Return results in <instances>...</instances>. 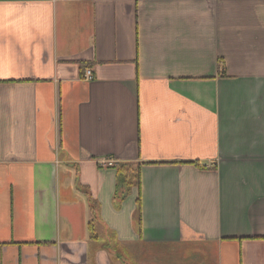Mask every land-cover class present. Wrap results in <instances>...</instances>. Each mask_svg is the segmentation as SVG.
<instances>
[{"label": "crops", "instance_id": "crops-1", "mask_svg": "<svg viewBox=\"0 0 264 264\" xmlns=\"http://www.w3.org/2000/svg\"><path fill=\"white\" fill-rule=\"evenodd\" d=\"M196 251L264 264V0H0V264Z\"/></svg>", "mask_w": 264, "mask_h": 264}, {"label": "trees", "instance_id": "trees-1", "mask_svg": "<svg viewBox=\"0 0 264 264\" xmlns=\"http://www.w3.org/2000/svg\"><path fill=\"white\" fill-rule=\"evenodd\" d=\"M84 64V63H83ZM143 164H155L154 162H146V163H139L134 167L132 164H121L117 165L118 173L121 176L119 180V186L120 183L122 186L119 187L115 194V198H122L124 199L127 194L129 193L132 186L136 185L139 189H141V168ZM115 166V164L113 165ZM139 206H138V213H137V219L139 224L142 223V216H141V198L139 197ZM93 203V209H94V202ZM94 213L95 210H94Z\"/></svg>", "mask_w": 264, "mask_h": 264}, {"label": "built area", "instance_id": "built-area-1", "mask_svg": "<svg viewBox=\"0 0 264 264\" xmlns=\"http://www.w3.org/2000/svg\"><path fill=\"white\" fill-rule=\"evenodd\" d=\"M83 78L86 80V81H92L94 78H95V75H94V71L92 68L88 67L86 70H85V73L83 75ZM104 164L108 165V166H113L114 165V162L111 160V159H107L104 161Z\"/></svg>", "mask_w": 264, "mask_h": 264}, {"label": "rangeland", "instance_id": "rangeland-1", "mask_svg": "<svg viewBox=\"0 0 264 264\" xmlns=\"http://www.w3.org/2000/svg\"><path fill=\"white\" fill-rule=\"evenodd\" d=\"M122 249H125V248H122ZM120 251H121V247H120V249H119ZM198 251H200V250H198ZM198 251H196L194 254H193V256H190L189 258H188V263H185V264H199V263H197V262H199V260L201 261V262H203L202 260H203V257H202V253L201 252H198ZM198 252V253H197ZM179 256V255H178ZM197 259V262H194L195 260ZM165 264H168L167 262L165 263ZM172 264H177V262L176 261H173L172 262Z\"/></svg>", "mask_w": 264, "mask_h": 264}]
</instances>
